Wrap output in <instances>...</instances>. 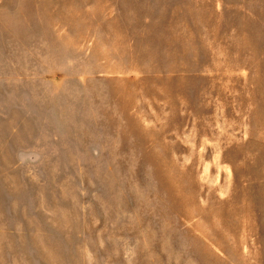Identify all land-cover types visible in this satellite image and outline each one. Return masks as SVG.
Segmentation results:
<instances>
[{"label": "rangeland", "instance_id": "rangeland-1", "mask_svg": "<svg viewBox=\"0 0 264 264\" xmlns=\"http://www.w3.org/2000/svg\"><path fill=\"white\" fill-rule=\"evenodd\" d=\"M0 264H264V0H0Z\"/></svg>", "mask_w": 264, "mask_h": 264}]
</instances>
